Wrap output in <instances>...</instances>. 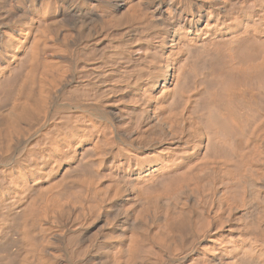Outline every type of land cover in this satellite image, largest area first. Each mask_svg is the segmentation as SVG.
Instances as JSON below:
<instances>
[{"label":"bare ground","instance_id":"1","mask_svg":"<svg viewBox=\"0 0 264 264\" xmlns=\"http://www.w3.org/2000/svg\"><path fill=\"white\" fill-rule=\"evenodd\" d=\"M0 264H264V0H0Z\"/></svg>","mask_w":264,"mask_h":264},{"label":"rangeland","instance_id":"2","mask_svg":"<svg viewBox=\"0 0 264 264\" xmlns=\"http://www.w3.org/2000/svg\"><path fill=\"white\" fill-rule=\"evenodd\" d=\"M0 93H1V89H0Z\"/></svg>","mask_w":264,"mask_h":264}]
</instances>
